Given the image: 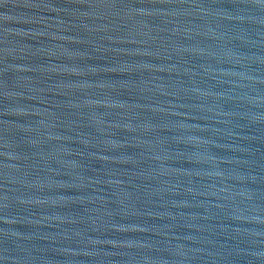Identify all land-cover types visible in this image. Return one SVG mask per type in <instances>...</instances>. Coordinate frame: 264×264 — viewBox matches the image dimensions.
Segmentation results:
<instances>
[{"label":"water","instance_id":"water-1","mask_svg":"<svg viewBox=\"0 0 264 264\" xmlns=\"http://www.w3.org/2000/svg\"><path fill=\"white\" fill-rule=\"evenodd\" d=\"M0 264H264V0H0Z\"/></svg>","mask_w":264,"mask_h":264}]
</instances>
